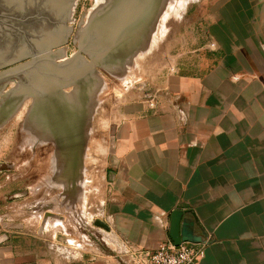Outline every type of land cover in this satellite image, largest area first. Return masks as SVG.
I'll use <instances>...</instances> for the list:
<instances>
[{
  "label": "crops",
  "instance_id": "1",
  "mask_svg": "<svg viewBox=\"0 0 264 264\" xmlns=\"http://www.w3.org/2000/svg\"><path fill=\"white\" fill-rule=\"evenodd\" d=\"M229 12L240 25L235 34L215 29L214 64L171 74L161 86L175 102L154 117L126 112L107 186L88 192V213L108 226L100 230L105 247L79 239L75 248L56 245L73 236L69 206L46 200V192L17 200L19 181L0 171V264H150L146 257L173 243L178 210L195 212L196 235L208 236L197 264H264V0H237ZM26 188L53 190L49 183ZM80 192L77 216L90 226L95 218L86 217ZM48 212L65 215L60 229Z\"/></svg>",
  "mask_w": 264,
  "mask_h": 264
},
{
  "label": "rangeland",
  "instance_id": "2",
  "mask_svg": "<svg viewBox=\"0 0 264 264\" xmlns=\"http://www.w3.org/2000/svg\"><path fill=\"white\" fill-rule=\"evenodd\" d=\"M236 1L164 0V10L162 7L156 27L145 39V44L135 47L124 55L123 60L117 58L115 69L105 63L96 67L100 79L109 82L113 91L96 117V141L88 145L75 168L67 169V129L40 107L39 98L32 99L9 120L0 123V171L19 181L16 183L20 187L17 188L16 199L31 196L38 200L46 192V200H53L55 205L63 203L69 206L67 225L73 236L59 238L56 245L75 248L79 239V243L84 242L86 246L105 247L104 235L100 231L104 228L97 225L98 221H103L91 211L89 213L95 220L90 226L79 221L78 211L82 213L84 208L80 202L83 195L80 192L78 196V190L84 189V213L88 217V206L92 202L91 198L87 200L89 189L92 185L107 186L105 171L108 159L117 148V133L126 112L133 110L132 116L139 118L162 114L165 104L176 101L161 88L169 75L200 74L207 63L214 64V54L221 49L215 29L225 32L224 26L232 27L229 29L235 34L240 25L233 19L235 14L229 12L236 11ZM97 5L98 0L77 1L70 16L71 31L63 30L64 35H68L67 42L60 44L63 62L70 61L77 54L78 44L73 43L81 14L83 22H88L97 11ZM235 37L238 38L237 35ZM6 68L7 64L0 66V78L5 76ZM26 82L27 75L12 79L1 87L0 108L4 99ZM40 183L51 184L53 190H40L36 194L26 188L37 187ZM189 212L190 218L199 223L196 213ZM64 216L48 212L46 219H54L53 228L60 229L55 225Z\"/></svg>",
  "mask_w": 264,
  "mask_h": 264
},
{
  "label": "water",
  "instance_id": "3",
  "mask_svg": "<svg viewBox=\"0 0 264 264\" xmlns=\"http://www.w3.org/2000/svg\"><path fill=\"white\" fill-rule=\"evenodd\" d=\"M78 0H0V66L7 64L0 88L27 75L3 101L0 123L9 120L23 105L39 98L40 107L68 131L67 169L77 166L90 143L96 141V117L113 87L101 80L96 67L105 63L115 69L117 58L154 31L164 0H98L97 11L83 22L81 14L77 54L63 62L60 44L63 30L71 31L72 7ZM164 2V6H163ZM76 59V62H73ZM191 212L175 211L170 237L177 247L204 244L207 234ZM97 225L108 229L101 221Z\"/></svg>",
  "mask_w": 264,
  "mask_h": 264
},
{
  "label": "built area",
  "instance_id": "4",
  "mask_svg": "<svg viewBox=\"0 0 264 264\" xmlns=\"http://www.w3.org/2000/svg\"><path fill=\"white\" fill-rule=\"evenodd\" d=\"M203 250V244L185 243L177 247L173 243H164L146 258L150 264H197Z\"/></svg>",
  "mask_w": 264,
  "mask_h": 264
},
{
  "label": "bare ground",
  "instance_id": "5",
  "mask_svg": "<svg viewBox=\"0 0 264 264\" xmlns=\"http://www.w3.org/2000/svg\"><path fill=\"white\" fill-rule=\"evenodd\" d=\"M71 9L73 10L74 8L72 7ZM147 38H148V36L146 38H144V40L147 39ZM138 46H142V45H137L136 47H138Z\"/></svg>",
  "mask_w": 264,
  "mask_h": 264
}]
</instances>
